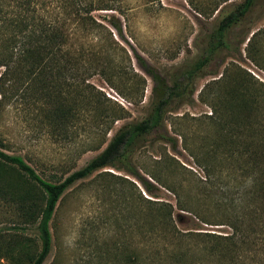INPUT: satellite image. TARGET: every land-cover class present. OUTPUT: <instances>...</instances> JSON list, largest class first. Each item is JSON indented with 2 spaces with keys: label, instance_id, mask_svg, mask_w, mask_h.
<instances>
[{
  "label": "rangeland",
  "instance_id": "1",
  "mask_svg": "<svg viewBox=\"0 0 264 264\" xmlns=\"http://www.w3.org/2000/svg\"><path fill=\"white\" fill-rule=\"evenodd\" d=\"M46 1L42 14L61 19L57 1ZM242 1L120 0L122 14L94 12L93 17L112 32L113 39L102 28L81 35L86 48L101 53L87 57L82 64L118 63L127 72L126 77L112 76L116 79L115 89L97 72L82 70L77 76L72 72L63 75L65 96L83 89L99 98V104L80 101L76 119L62 126H50L45 120L49 96L40 88L24 96L23 87L22 98L0 104V149L22 157L43 180L63 181L106 147L104 144L94 150L102 140H110L123 125L147 117L155 99L174 88L177 80H183L185 71L208 55L215 28ZM112 15L121 20L122 35L109 25ZM226 39L228 45L217 50L195 76L190 95L171 101L162 125L139 141L127 162L118 163V168L98 170L65 192L50 223L53 249L44 264H132L129 259L138 251L142 254L139 264H153L155 246L148 231V200L171 204L174 222L182 233L229 232L228 227L216 224L224 213L213 203L215 198L204 184L203 168L193 153L207 156L204 144L215 132L206 118L212 109L202 101L209 96L205 87L211 81L225 74L231 79L241 75L258 86L264 85V0H256ZM132 71L145 81L140 104H131L118 92L130 85L136 88L128 80ZM23 81L26 85L27 79ZM115 103L128 114L115 122L105 138L111 116H103V111ZM12 179V194L0 199V264H30L11 249L14 239L20 238L29 239L30 252L40 250L37 225L26 224L22 218L21 208H27L29 203H23L19 196L35 186L24 176ZM146 184L151 185L152 194ZM157 248L164 253V245ZM191 263L193 260L188 259L187 264Z\"/></svg>",
  "mask_w": 264,
  "mask_h": 264
},
{
  "label": "trees",
  "instance_id": "2",
  "mask_svg": "<svg viewBox=\"0 0 264 264\" xmlns=\"http://www.w3.org/2000/svg\"><path fill=\"white\" fill-rule=\"evenodd\" d=\"M56 1L61 19H49L42 14L46 0H0V69H3L0 74V104L22 98L23 87L24 96L30 90L34 92L40 88L49 96L44 117L50 126L67 125L74 121L79 113L77 106L80 101L88 105L99 104V98L86 94L83 89L65 96L63 75L72 72L77 76L75 74L82 70L84 73L97 72L116 89V79L112 76L126 77L127 74L123 67L111 61L87 67L82 64L87 57L101 53L86 48L87 42L81 40V37L84 38L81 35L102 28L113 39L112 32L99 23L93 13L115 11L122 14L120 0ZM255 2L243 0L219 22L211 36L212 47L208 55L185 71L183 80H177L174 88L155 99L146 118L135 124L123 125L110 140H102L94 150H100L104 144L106 147L63 181L51 183L43 180L22 157L9 155L0 149V199L12 194V177L24 176L38 189H25L19 196L23 203H29L27 208H21L22 218L26 224L37 225L40 250L30 252L29 239L16 238L12 253L18 252L30 264L45 263L53 249L50 223L65 192L77 181L90 177L98 170L118 168V163L127 162L139 141L162 125L171 101L175 97L190 95L195 76L209 64L217 50L228 45V33L245 18ZM108 21L119 35L123 34L118 17L112 15ZM23 78L27 79L26 85ZM128 80L133 81L136 88L130 85L124 89L126 92L120 89L118 92L131 104H140L145 81L134 72ZM76 85L72 84L78 87ZM213 86H216L215 90ZM205 88V92L209 90V96L201 98L212 109V114L206 118L215 132L213 138L204 144L208 155L193 153V156L203 168L204 184L211 189V196L215 198L213 203L224 213L223 219L217 220L219 223L216 224L228 227L229 232L182 233L174 222L171 204L148 200V231L152 233L155 246L153 264L162 261L165 264H187L188 259L193 260L191 264H264V85L258 86L245 76L231 79L225 74ZM115 104L103 111V116H111L105 138L115 122L128 114L123 107ZM150 186L146 184L145 188L152 194ZM159 244L164 245V253L162 249H156ZM141 259L142 254L138 251L129 260L132 264H139Z\"/></svg>",
  "mask_w": 264,
  "mask_h": 264
}]
</instances>
